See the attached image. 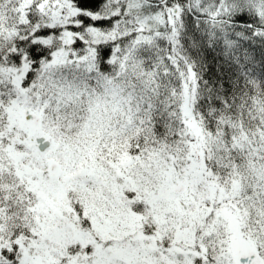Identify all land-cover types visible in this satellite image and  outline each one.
I'll list each match as a JSON object with an SVG mask.
<instances>
[{"label":"snow or ice","instance_id":"snow-or-ice-1","mask_svg":"<svg viewBox=\"0 0 264 264\" xmlns=\"http://www.w3.org/2000/svg\"><path fill=\"white\" fill-rule=\"evenodd\" d=\"M0 264H264V0H0Z\"/></svg>","mask_w":264,"mask_h":264}]
</instances>
